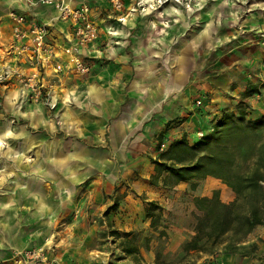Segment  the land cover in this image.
I'll return each instance as SVG.
<instances>
[{"label":"rangeland","instance_id":"1","mask_svg":"<svg viewBox=\"0 0 264 264\" xmlns=\"http://www.w3.org/2000/svg\"><path fill=\"white\" fill-rule=\"evenodd\" d=\"M119 1L120 9H115L109 2L108 4L115 10H123V2ZM9 2L11 3V0L8 2L0 0V12L8 10ZM158 2L159 0H156L155 10L153 9L150 14L143 12L144 6L140 5V0L132 3V10L133 13H138L140 23L146 20L148 25L153 22V26L155 22L154 29L158 24L167 27V30H162L161 27L158 32L147 33L148 42L163 37L168 41L165 46L169 49L174 42H178L187 53H193L187 81L178 93L179 107L189 113H199L197 109L205 108L210 98L218 96L225 99H221L223 106L220 113L209 120V126L196 131V141L212 133L216 122L226 112L237 114L238 109H242L248 121L264 116V112H260L264 111V0H233L229 4L232 5V9L225 10L223 7H227L226 3L222 5L219 0H181L180 9L187 12L180 19H163L164 13L157 11L162 10L164 6L170 8L168 6L172 7L179 3L174 5L168 2L167 5H161ZM171 10L173 13L178 12L177 9ZM205 10H208V16H205ZM189 11H192V14ZM194 11L198 12L195 14ZM198 14L202 16H197L196 21L192 23L193 17ZM107 16L108 12L104 17L100 15L103 25H114V22H117L116 19ZM156 17L161 19V23L156 22L158 21ZM253 17L258 21L254 26L248 22ZM119 21L123 24L124 18H120ZM139 22L137 28L129 31L128 39L118 35L116 42L128 43L131 37L138 35ZM174 27L177 29L171 35L170 30ZM153 51L162 55L158 71L163 68L166 72L159 74L161 78H172L173 67L170 55H167L169 51L163 52V46L160 50L156 48ZM172 52L176 51L172 50L170 54ZM142 54L148 55V58L155 56L149 50L147 52L143 50ZM85 60L91 67L94 65L95 67L89 76L81 81L70 78L73 83L67 84L65 88L73 91L71 95L68 90L62 91L52 78H48L49 82L45 81L41 96L36 97L25 80L32 67L18 64L20 69H17L16 73L21 74L22 80L17 84L21 85L23 91H30L27 105L29 108L22 109L19 115L6 108L4 98L0 97V122H11L10 130L4 138L3 145L0 146V167L12 164L10 154L13 152L21 157L18 176L2 177L0 173V205L5 196L4 191H1L2 187H13L16 181L20 186L16 190L18 202L7 203L11 208L2 209L0 206V237L11 241L8 243L11 246L24 242L36 244L34 247L39 248L52 247L57 253H62L61 255L70 259L72 264H155L156 256L166 264H188V258H183L182 246L187 238H190L191 228L195 224L194 214L197 213L196 209L191 211L192 207L195 208V198L188 196L193 181L185 183L188 185L186 195L180 197L179 201L171 197H165L167 202L156 201L162 210L154 213L153 220L156 221L154 228L151 227V219L146 216L148 197L144 192L138 194L134 187L138 186L140 180H146L147 184L151 185V176L143 179L140 175L144 174L147 166H153L152 161L158 159L161 152L167 150V144L158 140L152 156L147 153L139 154L130 146L132 143L130 137L126 139V143L124 139L117 137V133L115 134V130L112 129V122L100 125V131H96V136L91 135L89 138L84 135L77 136L76 131L67 127L66 123L70 121L75 107L80 108L72 97L80 96L87 83L101 73H108L109 66H112L110 64H114L108 56ZM115 69L116 67L111 68ZM233 70L240 82H235L234 86L225 91L223 81ZM121 71L118 70V74H121ZM107 84L108 82H104V85ZM210 87L218 91L213 93ZM236 88L239 90L231 94ZM81 102L83 104L87 102L86 98L83 97ZM198 102L201 104L198 105ZM33 111L42 117L41 123L30 118ZM182 122L181 117L168 122L166 126ZM243 141L245 147L264 143V126ZM232 142L231 148L234 149L236 140L233 139ZM115 144L116 147L112 148L111 146ZM74 145L87 148L91 158L99 151H104V155L91 162L70 161L65 165V171L77 172L80 176L78 182L67 185L70 179L67 173L61 172L64 169L62 159L67 148ZM128 147L130 148L127 154L132 156H128L127 159H121L116 154L112 161L105 159L108 158L106 154L111 148L117 149L118 153ZM130 149L136 153H132ZM234 151L242 155L240 150ZM237 163V171H241L242 160L238 159ZM5 168L7 170L8 167ZM203 183L204 180L200 181L199 185H204ZM29 191L31 193L28 194ZM219 196L222 199L220 191ZM108 209L111 211L105 214ZM107 219L110 224H107ZM121 222L126 228L117 226V223ZM111 226L114 228L111 229ZM173 228L176 231L174 236L170 234ZM263 228L264 226H261L252 233L248 239L249 244L260 239L264 234ZM111 231H118L119 237L112 236ZM125 233H131L128 239L138 248L141 263L132 261L122 253L120 242L125 238ZM175 236L179 237V240L173 242ZM263 243L259 244L256 252L247 256L222 253L209 260L197 259L195 264H264ZM15 252L17 251H13L8 259L0 261V264H8V260Z\"/></svg>","mask_w":264,"mask_h":264},{"label":"crops","instance_id":"2","mask_svg":"<svg viewBox=\"0 0 264 264\" xmlns=\"http://www.w3.org/2000/svg\"><path fill=\"white\" fill-rule=\"evenodd\" d=\"M1 1L8 2V0ZM121 1L123 2V10L113 9L109 6L107 0H88L92 12V18L99 27V37L96 42L90 44L86 49L82 50L81 55L83 58L90 59H100L108 56L109 59L113 60L114 64H110L112 66H109L108 73H101L97 78L87 83L86 89L81 92L80 96L72 97L75 102L79 104L80 108L75 107V111L73 112L74 115L72 114V116H70V121H67L66 123L67 127L69 126L72 130L76 131L77 136L84 135V137L89 138L91 135L96 136V131H100V125L112 122V129L115 130V134L117 133L116 135L119 139H124V142L126 143V139L130 137L132 142L130 143L131 147L135 148L139 154L147 153L151 156L154 153L153 150L155 144H157L160 139L161 142L167 144V147H169L174 140H179L183 137L188 140L189 144H193L197 140L196 131L201 127H208L209 120H211L213 116H217L220 113V109L223 106L221 99L223 100L224 98L218 96H215L216 98H210V102H206L207 106L205 108L197 109L199 110V113H189V111L182 110V108L179 107L180 100L178 93H180L187 81L188 74L192 67V64L190 63L194 57L193 53H187L184 47L178 42H174L175 45L173 44L172 48L169 49L165 46V43L168 44V41H165V38L163 37L161 39L156 38L153 42H148L146 39L147 33L158 32L161 27L162 30H167V27L158 24L157 28L154 29L152 26L153 22L151 25H148L146 20L141 21L140 23L138 21V13H133L132 10V3L139 0ZM219 1H221L222 5L223 3H226L228 8L224 6V10L225 8L232 9V5L229 4H231V1L233 0ZM64 2L68 3L73 8H77L79 6V0H64ZM168 7L170 8H165L164 6L162 10H157L158 12L164 13L163 19H180L181 17H184L187 12L181 10L180 5ZM7 8L8 10L0 12V73L2 74V81L0 82V97L4 98L6 108L20 115L22 113V109L29 108L27 105L29 102L30 91H23L21 85L17 84L15 77L12 75L17 71V69H20L18 64L26 66V63L18 61L15 52L12 50V29L14 23L11 15L13 13L22 15L28 22L49 26V39L51 43L58 48L69 46V44L73 42V29L69 21L57 19V11L50 6L40 4L32 6L19 0H11V3L9 2ZM171 8L177 9L178 12L172 13L170 11ZM207 11L208 10L204 11L205 16H208ZM107 12L108 18L116 19L117 22H114V25L102 24L103 20L100 18V15L104 17ZM197 12L198 11H196L195 14ZM189 13L192 14V11H189ZM161 16H163L162 13ZM197 16L200 17L202 14L195 15V17H193L194 20H191L192 23L196 21L195 18ZM254 16H256V13ZM120 18H124L123 24L120 23ZM160 20L158 19L156 22L161 23ZM138 22L140 23L138 26V35L131 37L128 43L123 41L120 43L116 42L118 35L128 39L129 31L137 28ZM248 22H250V25L254 26L258 21L256 17H253ZM175 29H177V27L170 30L171 35L175 32ZM175 39L176 38H174V40ZM162 46L164 50L163 52L169 51L167 55H170L169 59L171 66L173 67L172 78L170 79H163L161 78V75H159L166 72L163 68L158 71V67L160 65L159 60L162 55L153 51L156 48L160 50V47ZM143 50L145 52H147V50L151 51L156 58L155 56L148 58V55H143ZM172 50H175L176 52H172L170 54ZM133 54L134 58H132ZM62 58L64 59L65 57L62 56ZM93 67H95V65ZM93 67L91 68V71ZM114 67H116V69L111 70V68L113 69ZM118 70H122L121 74H118ZM234 74L235 71L233 70V72L230 73L223 81V89L225 91L234 86L235 82H240L238 78L236 79ZM48 78H52V80L59 85V88H61L62 91L68 90L70 95L73 94V91L70 92L69 89L65 88L67 87V84L73 83V80L69 77H66L65 75L55 77L51 74V71H46L44 80L47 81ZM47 82H49V80ZM104 82H108V84L104 85ZM210 90L213 93L218 91L211 87ZM236 90H239V88L234 89L231 94H233ZM53 92L55 93L56 91L54 90ZM83 97L87 100L84 104L81 102ZM260 112L263 113L264 111ZM73 116L75 118H72ZM181 117L183 118L182 123H171L169 127L166 126L168 122H173L175 119ZM30 118H32L35 122H42V117L36 115L34 111L31 113ZM8 123L9 122H0V131H3L7 127ZM78 145H74L72 147L73 150L71 147L67 148L66 155H64L62 159L64 160L62 168L69 164L70 161L91 162L92 160L100 158V156L102 158V155H104V151H97V155H94L91 158V153L87 152V148ZM111 147H116V144ZM129 148L130 147L126 148V150L121 149L118 153L117 149H110V151L106 154L108 158L105 159L112 161L114 160L115 154L121 159H127L128 156H132V154H127V152H129ZM135 150L130 149L132 153H136ZM10 155L12 156V164L5 165L8 167L7 170L5 166H1L0 173H2V177L5 176L15 178V176L19 175L18 171L20 172L19 166L21 157L15 152ZM153 166H147L144 174H141L140 176H142L143 179L152 176L154 174ZM61 172L68 174L70 182H66L67 185L78 182L77 180L80 178L77 172L69 173L68 171H65V168ZM203 184L204 185H198L194 191L190 190L188 196L191 198L210 197L213 191L219 190L224 202H230L234 199L232 191L220 183L219 180L207 178L204 180ZM187 186L188 185L185 183H180L170 190H162L158 186L147 184L146 180H140L138 186L134 185L138 194H141L142 192L146 193L149 202H165V197L176 198V201H179L180 197L186 195L185 191L188 188ZM18 188H20L18 181L15 182L13 187H2L1 191H4L3 194L5 195L2 199V204L0 205L2 209L11 208L8 206L10 202L12 204L18 202L16 199V190ZM29 193H31V191H29L28 194ZM223 197L227 199H223ZM194 209L195 208L192 207L191 211ZM106 222H108L107 224H110L108 219ZM117 226H120V228H126L122 222L119 224L117 223ZM193 226L191 228L190 238L193 235ZM112 228L114 227L111 226V229ZM257 229H259V227H257L253 232ZM175 232V228L170 230V234L172 236L176 234ZM258 232L260 233V231ZM179 233H181V231H179ZM190 238L188 237L187 239L189 240ZM178 240L179 237L176 236L172 239L173 242ZM260 240L264 242V234L260 236ZM255 242L258 243V241ZM8 243H11V241L6 240L3 236L0 237V261L8 259L12 255L13 251L28 249L36 246V244H26L24 242H20L13 246ZM260 250L263 251V249ZM48 251L50 258L55 259L56 264H72L70 259L61 255L62 253H57L54 248L48 247ZM136 263H141V260Z\"/></svg>","mask_w":264,"mask_h":264},{"label":"trees","instance_id":"3","mask_svg":"<svg viewBox=\"0 0 264 264\" xmlns=\"http://www.w3.org/2000/svg\"><path fill=\"white\" fill-rule=\"evenodd\" d=\"M263 126L264 116L248 121L242 109L237 114L226 112L216 122L213 132L203 139L193 144L185 137L176 140L152 161L155 172L150 178L152 186L169 190L193 181L191 190L194 191L200 181L213 178L234 194L230 202H224L218 190L210 197H195L197 213L193 235L182 246L183 258H188V264H195L201 258L213 259L222 253L247 256L256 252L258 244L263 242L259 239L258 243L249 244L248 237L257 227L264 226V143L245 147L243 141ZM233 139L236 140L234 149L231 148ZM234 150H240L242 155ZM238 159L242 160L241 171H237ZM146 206V216L154 228V213L161 212L162 208L154 201L147 202ZM111 234L119 237L118 231ZM124 236L120 242L122 253L139 262L142 260L139 250L128 239L131 233ZM154 263L166 264L157 256Z\"/></svg>","mask_w":264,"mask_h":264},{"label":"built area","instance_id":"4","mask_svg":"<svg viewBox=\"0 0 264 264\" xmlns=\"http://www.w3.org/2000/svg\"><path fill=\"white\" fill-rule=\"evenodd\" d=\"M19 1L32 6L40 4L53 7L57 11V19L69 21L73 29V42L69 46L58 48L49 39L47 25L28 22L22 15H11L14 23L12 50L18 61L32 67L25 80L34 95L41 96L46 71H51L55 77L65 75L77 81L88 77L92 67L82 57L81 51L96 42L99 37V27L92 18L88 1L79 0L77 8L71 7L64 0ZM108 2L115 9L121 8L119 0H108ZM62 56L65 58L63 59ZM12 75L17 82L22 80L20 73L14 72ZM200 104L201 102H198V105ZM199 136L201 137L202 133ZM8 264H56V261L50 258L48 249L33 246L13 253Z\"/></svg>","mask_w":264,"mask_h":264},{"label":"bare ground","instance_id":"5","mask_svg":"<svg viewBox=\"0 0 264 264\" xmlns=\"http://www.w3.org/2000/svg\"><path fill=\"white\" fill-rule=\"evenodd\" d=\"M168 2H171L173 4H178L180 5L181 0H159V4L163 5L166 4ZM156 3V0H140V5L144 6L143 12H146L147 14H150L151 11L154 9V4ZM155 10V9H154ZM171 12L173 13V11L171 10ZM155 26L156 23L154 22ZM153 24V26H154ZM11 124L10 122L7 124V127L3 130L0 131V146L3 145V141L5 136L8 134L9 130H10Z\"/></svg>","mask_w":264,"mask_h":264}]
</instances>
